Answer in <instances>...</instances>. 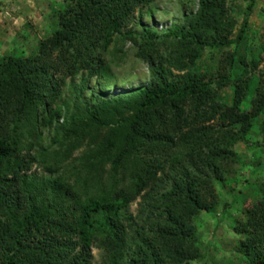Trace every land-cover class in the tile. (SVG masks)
I'll list each match as a JSON object with an SVG mask.
<instances>
[{
    "label": "trees",
    "instance_id": "trees-1",
    "mask_svg": "<svg viewBox=\"0 0 264 264\" xmlns=\"http://www.w3.org/2000/svg\"><path fill=\"white\" fill-rule=\"evenodd\" d=\"M155 1L63 0L33 53L0 57V264H92L93 249L98 264L201 257L192 218L216 207L214 184L237 163L233 145L247 142L255 118L264 144V69L254 74L264 49L257 59L232 51L208 64L247 28L244 17L232 35L225 0H193V13L162 34L139 23L132 32L136 11ZM114 37L146 64V84L62 113L55 103L65 79L110 75L104 53ZM44 129L49 144L69 143L45 146ZM78 141L86 145L74 155ZM237 202L231 194L220 219ZM242 213L232 222L242 264H264V195Z\"/></svg>",
    "mask_w": 264,
    "mask_h": 264
},
{
    "label": "rangeland",
    "instance_id": "rangeland-1",
    "mask_svg": "<svg viewBox=\"0 0 264 264\" xmlns=\"http://www.w3.org/2000/svg\"><path fill=\"white\" fill-rule=\"evenodd\" d=\"M251 0H225L229 17L236 24L232 35L236 33L241 20L247 18V28L241 42L234 47L220 49L213 53L212 66L215 62L223 60L226 53L243 56L246 59H257L260 50L264 49V0H255L250 12L246 5ZM193 0H156L148 7L140 8L133 16L130 30L136 33L139 30L137 23L156 31V26L161 22H170V27L181 23L182 18L193 13ZM63 0H0V57L5 54H23L27 56L36 50L37 42L44 39L56 26L55 15L62 8ZM183 21V20H182ZM154 31V30H153ZM158 32V31H156ZM158 34H162L158 32ZM171 44L167 42L166 45ZM234 48V49H233ZM135 49L128 41L114 37L113 42L104 53L110 75L95 78L86 72H80L73 78L65 79L61 87L60 97L55 107L69 111L74 102L94 100L98 97L106 99L119 92H132L144 86L149 79L147 66L134 55ZM208 52H203L201 60L207 62ZM254 74H260L264 69V52ZM253 75V82L256 80ZM81 88H77L78 86ZM219 97L229 104L230 91L228 88L220 90ZM243 110H246L243 109ZM260 118L252 120V129L247 135V142H238L233 145V152L237 156V163L224 165L225 176L222 181H216L215 192L217 205L209 212L192 218L196 230V239L201 257L190 264H242L243 260L237 251L239 235L232 231V222L243 215L242 208L256 203L264 195V144L258 132ZM51 143L49 131L44 129L42 141L50 148L66 147L69 141ZM86 141H78L75 145L77 152ZM258 144V145H255ZM25 153L22 152L23 156ZM73 155V156H74ZM32 156V153H28ZM256 162L261 168L252 171L250 165L256 167ZM231 171V172H230ZM32 172L41 175L42 171L34 167ZM106 175H103L105 178ZM238 195V202L228 209L221 218L220 210L228 202L231 194ZM135 204L129 206V211L134 213ZM92 264L99 263L98 251L91 250Z\"/></svg>",
    "mask_w": 264,
    "mask_h": 264
},
{
    "label": "built area",
    "instance_id": "built-area-1",
    "mask_svg": "<svg viewBox=\"0 0 264 264\" xmlns=\"http://www.w3.org/2000/svg\"><path fill=\"white\" fill-rule=\"evenodd\" d=\"M170 22H161V23H158L157 26H156V31L158 32H163L165 29H168L170 27Z\"/></svg>",
    "mask_w": 264,
    "mask_h": 264
}]
</instances>
